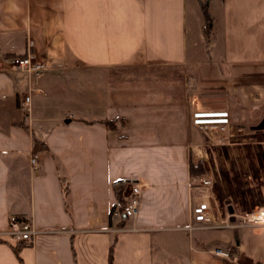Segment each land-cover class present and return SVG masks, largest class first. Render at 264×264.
<instances>
[{"label":"crops","instance_id":"1","mask_svg":"<svg viewBox=\"0 0 264 264\" xmlns=\"http://www.w3.org/2000/svg\"><path fill=\"white\" fill-rule=\"evenodd\" d=\"M27 41L51 65L38 76L10 65ZM193 109L236 130L264 115V0H0V232L10 215L37 231L0 235V264H109L111 242L110 264H264V237L194 227ZM117 180L143 184L134 218L109 219Z\"/></svg>","mask_w":264,"mask_h":264},{"label":"built area","instance_id":"2","mask_svg":"<svg viewBox=\"0 0 264 264\" xmlns=\"http://www.w3.org/2000/svg\"><path fill=\"white\" fill-rule=\"evenodd\" d=\"M31 42H26V51L22 56H15L10 59L11 67L20 73L27 76H38L44 71L51 68L47 60L41 59L32 52ZM28 96L23 98V105H27ZM189 122L192 126L199 128L206 137L213 141L210 132L217 130L220 136L224 132L232 129L230 123V114L226 109L223 110H201L193 109L189 114ZM220 137L219 142H223ZM38 155L32 153L29 157V166L35 170L38 165ZM191 187L197 191H206L202 197L195 195L191 205V214L196 222V228H239L247 226H264V193L261 204L249 210H241L230 207L231 211H225L222 215H218L217 211H213L212 202L207 195V191L212 188L214 178L210 172H205L198 176H193L190 179ZM143 184L140 182H131L128 185L126 193L123 195L124 204L121 208L114 205L109 210V219L117 220L121 218H134L137 214L140 196L142 193ZM211 196V195H210ZM212 198V197H211ZM37 231L32 227L27 220H18L15 216L10 215L7 218V228L0 232V235H5L12 238L15 242L28 244ZM212 253L222 257H227L225 252L215 248Z\"/></svg>","mask_w":264,"mask_h":264},{"label":"rangeland","instance_id":"3","mask_svg":"<svg viewBox=\"0 0 264 264\" xmlns=\"http://www.w3.org/2000/svg\"><path fill=\"white\" fill-rule=\"evenodd\" d=\"M262 117L264 115L254 124H244L242 130L232 128L222 136L217 130L211 131L213 141L205 139L199 160L202 161L203 173L210 172L214 178L210 198L213 211L220 209L221 212L225 207L249 210L261 204L264 193V128L254 131L249 126L257 124ZM220 137L223 142H219ZM240 231L238 228H218L197 232L214 238L228 235L236 245L240 238L245 248L250 239L264 237V228L261 227L246 229V235L242 236ZM218 247L223 249V246ZM179 264L187 263L181 260Z\"/></svg>","mask_w":264,"mask_h":264},{"label":"trees","instance_id":"4","mask_svg":"<svg viewBox=\"0 0 264 264\" xmlns=\"http://www.w3.org/2000/svg\"><path fill=\"white\" fill-rule=\"evenodd\" d=\"M199 8L201 10L202 17H203V33L206 35L210 29L211 19L207 14L205 1L204 2L199 1ZM102 123L107 128L113 127V122H111L110 120H106V119L102 120ZM43 149H44L43 143L34 138L31 151L34 153V152L41 151ZM188 170H189V174L191 176H198V175L203 174V172H204L201 161H197L196 163L189 162ZM126 184H127V182L125 180H117V181L112 183V190H113V194L115 197V203L119 208H121L124 204L123 191H124ZM122 219H124V218H121V220ZM111 249H112V242L109 244V247H108V262H109V264H110V258H111ZM229 252L231 253V251H229Z\"/></svg>","mask_w":264,"mask_h":264},{"label":"water","instance_id":"5","mask_svg":"<svg viewBox=\"0 0 264 264\" xmlns=\"http://www.w3.org/2000/svg\"><path fill=\"white\" fill-rule=\"evenodd\" d=\"M263 128H264V117H262L261 120L257 124L249 126V129L254 130V131H259V130H262ZM230 211L231 209L228 208V212Z\"/></svg>","mask_w":264,"mask_h":264}]
</instances>
